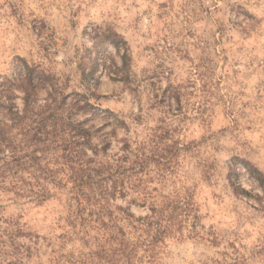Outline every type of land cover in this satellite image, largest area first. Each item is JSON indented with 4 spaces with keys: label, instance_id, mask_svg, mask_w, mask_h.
<instances>
[{
    "label": "rangeland",
    "instance_id": "rangeland-1",
    "mask_svg": "<svg viewBox=\"0 0 264 264\" xmlns=\"http://www.w3.org/2000/svg\"><path fill=\"white\" fill-rule=\"evenodd\" d=\"M95 27L129 48L120 73L108 47L90 90L126 125L102 156L126 145L121 193L79 206L62 173L40 204L0 190V226L34 248L0 264H264V185L247 172L264 179V0H0V79L20 57L84 92ZM90 125L98 143L113 119Z\"/></svg>",
    "mask_w": 264,
    "mask_h": 264
},
{
    "label": "trees",
    "instance_id": "trees-1",
    "mask_svg": "<svg viewBox=\"0 0 264 264\" xmlns=\"http://www.w3.org/2000/svg\"><path fill=\"white\" fill-rule=\"evenodd\" d=\"M87 37L91 46L84 47L83 53L90 67L87 68L83 57L76 65L84 92L67 91V85L54 74L20 57L13 63L12 74L0 79L1 191L40 204L51 197L47 186H61L62 179H58V175L62 173L65 181L72 184L71 201L79 206L108 204L121 193L116 184L123 176L126 145L120 149L121 157L108 155L109 160H104L102 156L107 155L110 137L116 129L126 125L108 109L92 104L90 99L97 97L90 90L91 85L94 88L99 85L95 77L99 67L107 66L101 57L108 53V47L119 56L120 66L115 69L120 73L129 69V48L125 40L109 28H91ZM110 62V66H116L113 60ZM99 116L113 119V126L112 132L95 143V131L90 124ZM248 166L249 176L262 187L261 173ZM21 231L19 223L4 221V226H0L1 255L7 249L20 257L34 249L13 247Z\"/></svg>",
    "mask_w": 264,
    "mask_h": 264
}]
</instances>
